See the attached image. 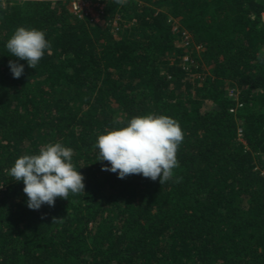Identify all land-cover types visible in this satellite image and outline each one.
Returning a JSON list of instances; mask_svg holds the SVG:
<instances>
[{
  "label": "trees",
  "instance_id": "1",
  "mask_svg": "<svg viewBox=\"0 0 264 264\" xmlns=\"http://www.w3.org/2000/svg\"><path fill=\"white\" fill-rule=\"evenodd\" d=\"M101 3L0 0V264H264V0ZM17 26L49 42L35 69ZM149 113L183 132L173 175L102 170L97 135ZM57 141L83 192L29 209L8 169Z\"/></svg>",
  "mask_w": 264,
  "mask_h": 264
},
{
  "label": "clouds",
  "instance_id": "2",
  "mask_svg": "<svg viewBox=\"0 0 264 264\" xmlns=\"http://www.w3.org/2000/svg\"><path fill=\"white\" fill-rule=\"evenodd\" d=\"M124 4L126 0H115ZM5 48L29 68L35 69L49 47L42 30L17 26L5 41ZM13 78H19L24 65L9 61ZM97 135L94 147L97 161H107L102 170L116 173L118 178L140 174L160 184L173 175L177 166L176 150L183 132L173 118L160 114L137 115L126 123ZM14 181H22L26 206L39 209L42 204L51 206L56 197L65 198L69 192H83V176L72 163V149L60 142L42 146L36 154L18 156L8 169Z\"/></svg>",
  "mask_w": 264,
  "mask_h": 264
},
{
  "label": "built area",
  "instance_id": "3",
  "mask_svg": "<svg viewBox=\"0 0 264 264\" xmlns=\"http://www.w3.org/2000/svg\"><path fill=\"white\" fill-rule=\"evenodd\" d=\"M71 7L74 14L79 17L89 16L91 21L100 22V14L103 11L101 0H71ZM93 8L96 9V13H94ZM182 35L184 36V40L188 38L185 31H182ZM231 95H233L232 91ZM239 133H241V130H239Z\"/></svg>",
  "mask_w": 264,
  "mask_h": 264
},
{
  "label": "rangeland",
  "instance_id": "4",
  "mask_svg": "<svg viewBox=\"0 0 264 264\" xmlns=\"http://www.w3.org/2000/svg\"><path fill=\"white\" fill-rule=\"evenodd\" d=\"M93 11H94V13H96V9L95 8H93ZM100 21H101V19H100ZM175 29H177L178 28V25H177V23H175ZM180 31V30H179ZM182 32V31H181ZM205 107H209V102H207L206 104H205ZM242 133V132H241ZM241 133H239V136H241Z\"/></svg>",
  "mask_w": 264,
  "mask_h": 264
}]
</instances>
